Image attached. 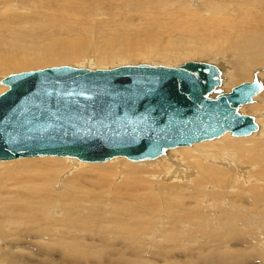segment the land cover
Listing matches in <instances>:
<instances>
[{
	"label": "bare ground",
	"instance_id": "bare-ground-1",
	"mask_svg": "<svg viewBox=\"0 0 264 264\" xmlns=\"http://www.w3.org/2000/svg\"><path fill=\"white\" fill-rule=\"evenodd\" d=\"M91 3H96V6ZM89 28L96 34L93 39L86 35ZM161 31H166L163 32L165 34L168 33L167 36H170L167 38L168 40L160 39V36L163 35ZM177 32H180L182 36L173 37L176 36L173 33L177 34ZM98 37L101 40H98ZM90 51L95 53V64L99 67L105 66L104 63L110 65L112 59H119L121 64V62L132 61L136 57L163 63L160 65L171 64L169 66H176L172 65L175 64L172 61H177L180 58L187 59L199 55L212 56L213 59L215 58L214 60L218 58L223 71L216 66L220 69V74L222 73L220 85L222 84L221 88L224 92L230 89V84L249 82L253 77L261 81V90L255 92L252 100L248 102L249 104L244 103L238 107L240 114L254 113L253 116H250L253 117L257 127L247 137H231L228 132H225L215 140H203L170 148L163 155L156 157L149 165H145L147 164L145 162H140L141 164L138 166L124 165V161L120 158L122 156L119 155L100 161L102 163L94 161L96 163L88 164L86 161H82L86 163L85 165L78 162L72 164V161H69L72 167L68 163L64 164L70 167L69 170L72 168L73 173L74 170H76L75 174L77 173L74 176L69 174L73 178L67 181L66 188L69 186L70 189H75L76 186L82 185L80 182L82 179L78 176L80 173L78 174L77 170L89 171L88 173H92V170H94L93 172L97 171V173L95 172L96 178L100 177L103 184L106 179L107 184L110 180L111 184L114 183L116 179L113 181V176L116 175L121 178V181L114 183L109 192L108 205L106 204L107 207L104 208L107 211L105 214L107 216L102 217L97 222L94 217L103 214H98V212L102 209L103 197L105 196L99 195V192L95 193V190L88 191V189L83 193V187H81L82 190L77 189L80 190L77 193L82 194L80 196L75 195L76 191L74 194L67 190L68 193L65 194L63 202L68 206H65L67 208H81V212L86 211L90 214L88 217L92 221H88L89 218L86 217V219L85 215L81 216V212L75 214L68 212L70 217L66 215L68 218H66L63 229L70 231V233L67 232L65 236L62 235L63 237L60 235L62 238L58 241L62 242L61 244L54 240L55 245L53 244V247L50 246L49 248L48 245L50 253L51 250L56 251V246H59L58 250L60 249L61 256L58 257L62 258L63 264L81 262L84 264L90 254L91 246L83 250L85 244L82 243L85 239L81 237V233L89 232L94 236L95 234H98L99 237L103 236L101 238L104 239V241L98 239L101 244V250L97 251V256H100L97 260L101 261L98 264H107L106 259L111 254L117 256L118 261L125 264L130 261L124 253L125 249H130L132 248L131 244L140 242L139 236L148 231V225H151L150 217L157 215L158 210L161 212V209L166 211V214L168 213L166 216L170 220L173 219L175 224L181 222L191 225V227L196 226V224H205L204 221L208 222L207 218H210L209 221L215 219V221L213 220L214 223L207 224L210 227L215 226L216 230L214 231L219 232L216 234L217 237L223 232L222 230H225L223 226H228L230 223L229 228L232 231L231 234L234 235L233 222H237L236 220L240 218L237 211L242 209L246 212L247 210L242 205L251 203L250 206H255L258 200H261L260 205L264 203L263 194H253L254 191L257 192V189L261 192L264 191V178L257 177L264 176V147L262 146L264 144V69L260 67L264 66V0H0V78L7 71L30 69L31 64L35 67L53 65L60 63L61 59L63 62L68 60L69 62L74 61L73 64L77 62L75 65H82L79 63L80 60L85 58L89 61L91 59L90 56L84 54ZM230 54L233 56L232 59L228 58ZM222 59L226 62H222ZM255 67L257 69L251 77ZM5 88L6 85H0V92ZM256 136L258 138H255ZM243 139L250 140V145L239 148L241 158L245 160L242 164L234 161V159L239 156L237 155L238 143ZM231 151H234V155L231 154ZM58 157L60 158L54 156L47 158L64 161L65 158L68 160L72 158L69 156ZM20 158L0 161V187L6 180L13 181L16 186L17 184L20 185L16 190H13V187V189L11 188L13 191L3 192L5 195L2 191L0 192V217L5 214L11 216L13 222L20 226L21 235L23 233L29 238L33 237L30 232H34V238H37L49 231L46 225L47 229L44 232L40 214H33V209L35 210L33 206L34 196L30 195L29 192L40 187L41 183L43 184L45 177L42 176L41 170L44 171L53 165L43 161V159L48 160L45 159L46 157L37 158L44 163H34L36 162L34 161L35 158L33 161L27 160L29 162L26 163L24 161L27 158ZM54 161L58 162L57 160ZM254 169L256 170L254 171ZM45 171L47 172V170ZM15 172H22V175L13 178ZM87 178L93 181L90 177ZM90 183L91 181L88 180V184ZM21 184H24L25 188L31 187L22 190ZM153 184L156 186L154 195L146 193L147 191L139 193L147 190L145 186H153ZM138 185H141L140 191ZM89 186L93 188L92 185ZM206 186L214 190L201 192V188ZM183 188H191L193 191L198 189L199 191L196 193L212 196V203L216 201L218 196L217 203L228 206L225 208V210L228 209L226 211L227 217L225 218L222 213L224 207H222L223 211L219 209L221 215L217 218L212 214L213 212H210V210L214 211L213 206L209 208L210 205L207 207L206 204H199V202L207 201L206 198L197 201L198 208L187 205L192 197L184 196L177 191V189L183 190ZM82 197L87 199H82ZM157 197L159 198L156 199ZM244 201L248 202L242 204ZM199 228L193 230L197 235L201 233L199 235L202 238L206 232L204 233L201 228L198 230ZM135 229L137 232H134ZM158 231H155L154 234L152 232L148 234H152L151 236L154 237ZM208 234H211L209 237H214L211 231ZM48 235L51 236L49 233ZM80 237L83 242H80L82 240ZM170 237L166 234L165 242L159 244L154 242V246L148 245L151 257L141 259L137 264H245L249 260V255L245 253L246 250L243 248H241L243 250L230 248L227 252H222L217 248V251L206 253L204 248L201 251L196 247L198 245H195V248L192 247L184 255L175 254V246H172L173 237ZM121 239H125L126 243L130 245L121 249L122 247L119 245ZM2 240L3 237L0 236V242ZM212 242L216 241L213 240ZM24 244L23 242L21 246L27 245ZM217 245L218 247L222 246L219 243ZM4 246L8 247L4 244L0 245V264H33L32 259L25 253H19V251L4 248ZM140 246H143V243L140 242ZM47 252L49 253V251ZM48 255H43L46 257V263L42 262L43 264H52V261L50 262L53 258L52 253V257ZM35 259L37 262L40 261L38 258ZM35 259L33 258V260ZM92 262L91 264H96ZM94 262L96 261L94 260ZM109 263L112 264L113 262Z\"/></svg>",
	"mask_w": 264,
	"mask_h": 264
},
{
	"label": "water",
	"instance_id": "water-1",
	"mask_svg": "<svg viewBox=\"0 0 264 264\" xmlns=\"http://www.w3.org/2000/svg\"><path fill=\"white\" fill-rule=\"evenodd\" d=\"M209 62L126 64L88 69L61 64L0 78V160L69 156L100 162L115 155L152 159L168 149L245 136L257 125L238 112L262 83L229 91Z\"/></svg>",
	"mask_w": 264,
	"mask_h": 264
},
{
	"label": "rangeland",
	"instance_id": "rangeland-1",
	"mask_svg": "<svg viewBox=\"0 0 264 264\" xmlns=\"http://www.w3.org/2000/svg\"><path fill=\"white\" fill-rule=\"evenodd\" d=\"M91 4H93V3H91ZM96 3H94L93 5L94 6H96L95 5ZM95 10V9H94ZM163 32H166V31H161V33H163ZM180 32H177V34H175V33H173V35H176V36H173V37H180V36H182V34L180 33ZM90 34V35H89ZM87 36H88V38H94L95 36H96V34L92 31V29L91 28H89L88 29V32H87V34H86ZM165 35V36H164ZM168 35V33H163V35H161L160 36V39L162 40V39H166V40H168L167 38L168 37H170V36H167ZM87 38V39H88ZM98 40H101L100 39V37H98ZM84 54H87V56H90L91 57V61L89 60V61H87V60H85V58H83L82 60H80V64H82V65H75L77 62H75V64H73V62L74 61H71V62H69L68 60H64V62H63V59H61L60 60V63H56L57 65L59 64V65H61V64H64L65 63V65H71V66H81V67H87V68H103V67H105V68H109V67H114V66H118V65H123V64H137V63H150V64H163V63H161V62H159V63H156V62H152L151 61V59H142V58H140V57H136L135 59H133L132 61H128V62H125V63H123V62H121V64H120V60L119 59H112L111 60V62L113 63H111L110 62V65H106V63H104V65L105 66H102V67H99V66H96V64H95V53L94 52H92V51H90V52H85ZM232 54H230L229 56H228V58L229 59H232L233 58V56H231ZM86 56V57H87ZM227 58V59H228ZM94 59V60H93ZM182 59V60H181ZM215 59V58H214ZM213 59V57L212 56H205V55H199V56H194V57H188L187 59L186 58H180V59H178L179 60V62H178V60L177 61H172V62H175V64H172V65H179V64H182V63H184V62H187V61H201V62H209V63H213V64H215V65H217L218 67H220V69L222 70L223 68H221V66H220V64H219V59L218 58H216V60H214ZM228 59V60H229ZM84 60V61H83ZM115 62H114V61ZM118 61V62H117ZM217 61V62H216ZM222 62H226L225 60H221ZM88 62V63H87ZM171 62V61H170ZM67 63V64H66ZM71 63V64H70ZM56 64H53V65H51V64H49V65H43L42 67H47V66H56ZM99 65H101V64H99ZM165 65H168V64H165ZM169 65H171V64H169ZM33 64H31L30 65V69L29 68H27V69H23V70H11V71H7V72H4V74H3V76H5L6 74H8V73H14V72H19V71H26V70H31V69H35L36 67H38V68H41L40 66H34V68H33ZM32 67V68H31ZM260 67H263V69H264V66H260ZM260 67H258L257 66V68H260ZM256 67L252 70V75H251V77H253V75H254V72H255V70L257 69ZM224 70H226V69H224ZM223 71V70H222ZM221 75H222V73H221ZM2 76V77H3ZM252 79V78H251ZM222 80V79H221ZM222 83V82H221ZM236 84H238V83H235V85ZM0 85H2V84H0ZM230 85H232V84H230ZM229 85V88H231L232 86H230ZM220 87H222V84L220 85ZM222 89V91H223V88H221ZM263 89H264V85H263ZM227 91H229V90H227ZM252 103V102H251ZM247 104H249V103H247ZM246 105V104H245ZM247 114H249V115H251V116H253L254 115V113H247ZM253 114V115H252ZM251 135V134H250ZM249 135V136H250ZM231 136V135H230ZM248 135H245V137H247ZM231 137H238V136H231ZM255 138H258L257 136L255 137ZM217 139V138H216ZM212 140H215V138L214 139H212ZM204 141H207V140H204ZM209 141V140H208ZM251 142H253V141H251ZM248 145H250V140H246V139H243V141H240L239 143H238V148H237V155H239L238 156V158L237 159H234V161H236V162H241L242 164L244 163V159L243 158H241V152H240V150H239V148H243V147H246V146H248ZM263 147H264V144L262 145ZM232 153L231 154H233V152L234 151H231ZM163 155V154H162ZM234 155V154H233ZM120 156V155H119ZM161 156V155H160ZM44 157H46L45 159H48V160H44L43 159V161H47V162H45V163H47V164H52L53 166H50V167H47V169H45V170H47V172L44 170H41L42 172H43V174H42V176H44L45 178H44V182H43V184L41 183V185H40V187H37V188H34L31 192H29L30 193V195H33L34 196V200H33V206L35 207V210L33 209V214H40L39 216H41L42 217V222H43V229H44V232H45V230L47 229L46 228V225L48 226V233L51 235V236H49L48 235V233L46 234L45 233V235L43 234L41 237H37V238H34L35 236V233L33 232H30V234L33 236V237H29L28 238V236H25L23 233H22V235H21V232H20V226H18L17 224H15L14 222H13V220H12V218H11V216H8V215H2V217H0V236L1 237H3V240H2V242H0V245L1 244H4V245H7L8 247H5L4 246V248H7V249H13L14 251L16 250V251H19V253H25L26 255H28L29 256V258H31L32 259V261H33V264H34V262H35V264H37V263H39V264H43L44 262L46 263V261H45V256H43V255H48V254H50V255H48L49 257L51 256V253H52V256H53V258L50 260V262L52 261V264H63V260H62V258H60V257H58V256H61L60 255V253H61V251H60V249L58 250V248H60L59 246H56L55 248V250L56 251H52L51 250V253H50V249H48V245H49V248H50V246L51 247H53V244L55 245V242L56 243H58L59 242V244H61L60 243V241H58L59 239H61L63 236H65L66 234H67V232H69L70 233V231H68V230H66V229H63V225H64V223L66 222V218H68V217H70V216H68L69 214H68V212H73L74 214L75 213H79V212H81V208H67L66 206H68V205H66V203L65 202H63L64 201V196H65V194L66 193H68V191H72V193H74L75 191V195H79L80 196V194L81 193H77V189H80V190H82V188L81 187H83L84 188V191H83V193L85 192V191H87V189H88V191H94L95 190V193H100L99 195H103V196H105V197H103V202H102V204L104 205H102V204H100V205H102L101 206V208L102 209H100L101 211H99L98 212V214H102L101 216H96V217H94V219H95V221L97 222V221H99V219H101L102 217H106L107 215H105V214H107V211L104 209V208H106L107 207V205H108V199H109V195H110V190H112V186L114 185V183H117V182H119V181H121V178H119V176L118 175H116V176H113L114 177V179H113V181H114V183L112 182V184H111V180L109 181V183L107 184L106 182H107V179H106V182L103 184L101 181H102V179L100 180V177H98V178H96L97 177V171H95V172H93L94 170H92V173L90 172V173H88V172H83L82 170H77V172H78V176H80V178L82 179V181L80 180V182L82 183V185L81 186H74L75 187V189H70V187L68 186V188H66L67 186V181L70 179V178H73V177H71V175H77V173L75 174V172H76V170H74L75 172L73 173V171H72V168H71V170H69L70 169V167L69 166H71L73 163H76V162H78V163H81V164H85L86 165V163H88V164H90V163H93V162H82V161H79V160H77L76 158H74V157H72V158H69V160H68V158H65V161L67 160L68 162H65L64 160H61V159H54V160H57L58 162H56V161H54L53 159L51 160L50 158H47V157H52V156H42V157H40V156H35V157H21L20 159H25V158H27V159H25V161L24 162H26V163H28L30 160L31 161H33L34 159L33 158H35V160L34 161H36V162H34V163H39L40 161H42L41 159H37V158H44ZM54 157H57V158H60V157H58V156H54ZM158 157V156H157ZM31 158V159H30ZM62 158H64V157H62ZM115 158H117V159H120V158H122V161H124V165H127V164H132L133 166H138V165H140L141 163H147V164H145V165H149L153 160H155L156 158H154V159H151V160H142V161H133V160H128V159H126L125 157H115ZM232 158V157H231ZM15 159V158H14ZM16 159H19V158H16ZM72 159V160H71ZM75 159V160H74ZM112 159H114V158H112ZM112 159H110V160H112ZM27 160H29V161H27ZM110 160H108V161H110ZM0 161H5V160H0ZM8 161V160H7ZM23 161V160H22ZM51 161V162H50ZM54 161V162H53ZM69 161H72V164L70 165V163H69ZM105 162H107V161H105ZM139 162V163H138ZM141 162V163H140ZM40 163H44V162H40ZM62 163V164H61ZM68 163V165H64V164H67ZM94 163H96V162H94ZM97 163H102V162H97ZM104 163V162H103ZM115 164V163H114ZM114 164H112V165H114ZM56 165V166H55ZM62 166V167H61ZM57 167V168H56ZM67 167V168H66ZM69 167V168H68ZM72 167V166H71ZM60 168V169H59ZM63 168V169H62ZM49 169V170H48ZM56 169H58V170H56ZM68 169V170H67ZM77 169H79V168H77ZM85 169V168H84ZM55 170V171H54ZM256 169H254V171H255ZM2 171V170H1ZM56 172V173H54V172ZM69 171V172H68ZM70 171H72V172H70ZM3 172V171H2ZM50 172V173H49ZM66 172H68V173H66ZM4 173V172H3ZM6 173V172H5ZM37 173H40V172H37ZM54 173V174H53ZM71 173V175H69ZM41 174V173H40ZM48 174V175H47ZM82 174V175H81ZM92 174V175H91ZM94 174H95V177H94ZM263 174H264V171H263ZM22 175V172H15L14 174H13V178H18V177H20ZM89 175V176H88ZM87 177H90L91 179H93V181L92 180H90V179H88ZM95 179H94V178ZM117 177V178H116ZM258 178H264V176H257ZM83 179H88L89 180V182L91 181V183L90 184H88V180H87V183H86V180H84L83 181ZM99 180L98 182H97V180ZM96 180V181H95ZM105 180V179H104ZM103 180V181H104ZM83 182H84V186H83ZM97 182V183H96ZM58 183V184H57ZM98 183H100V184H98ZM3 185L0 187V192L2 191V193L4 192H7L8 190H12L13 189V187H14V189L13 190H16V189H18L19 188V184H17V186L16 185H14L15 183L12 181H10V180H6V181H4L3 183H2ZM60 184V185H59ZM14 185V186H13ZM55 185V186H54ZM78 185H80V184H78ZM89 185H92L93 186V188H91ZM99 185H100V187H99ZM131 185V184H130ZM53 186V187H52ZM101 186H102V188H101ZM136 186V185H135ZM153 186H154V184H153ZM152 185H147V186H145L146 187V189L147 190H143V191H140V187H141V185L139 186L138 185V187H139V193H143L144 191H147L146 193H149L150 195H154V190H155V187L156 186H154L153 187ZM29 187H31V186H28V188ZM56 187V188H55ZM58 187H59V189H58ZM80 187V188H79ZM104 187V188H103ZM106 187V188H105ZM109 187V188H108ZM248 187V186H247ZM12 188V189H11ZM28 188H25L24 187V184H21V189L22 190H25V189H28ZM99 188V189H98ZM102 189V190H101ZM193 189H195V188H193ZM213 189V188H212ZM212 189H210V188H208V186H206V187H202L201 188V192H206L207 190H212ZM12 190V191H13ZM68 190V191H67ZM80 190L78 191V192H80ZM136 191H137V189H135ZM214 190V189H213ZM37 191H38V193H37ZM135 191V192H136ZM170 191H172L171 189H170ZM177 191L178 192H181V194L182 195H184V196H190V197H192V200L190 201V202H188V204L187 205H192L193 207H195V208H198L197 207V205H196V203H198L197 201H199V200H202L203 198H206V200L207 201H205V202H203V203H200L199 202V204L201 205V204H206V206L207 207H209V205L211 206V207H209V208H212V206H213V208L212 209H214V211H212V210H210L209 208V210H210V212H213L212 214H214V216L215 217H217V218H219L220 217V215H221V213L219 212V209H221L222 211H223V209H224V211L222 212L223 213V216L226 218L227 217V214H226V211L228 210H225V208H228V206L225 204V205H221V204H218L217 202V198H218V196H217V198H216V201H214V203H212L213 201V199H212V196H209L208 194H198V193H196V191H199L198 189H195L194 191L191 189V188H183V190H180V189H177ZM102 192V193H101ZM3 193V194H4ZM107 193V194H106ZM145 193V192H144ZM193 193H196V194H193ZM257 193H261V194H263L264 195V191L263 192H261L260 190H258L257 189V192L256 191H254L253 192V194L254 195H256ZM187 194H189V195H187ZM5 195V194H4ZM59 195V196H58ZM82 195V194H81ZM200 195V196H199ZM42 197V198H41ZM159 197H157L156 199H158ZM82 199H87L86 197H82ZM49 201V202H48ZM52 201V202H51ZM106 201V202H105ZM209 201H211V202H209ZM105 202V203H104ZM248 201H244V202H242V204H246ZM216 203V204H215ZM253 204L255 203V202H252ZM71 204V203H70ZM81 204H83L82 202H81ZM107 204V205H106ZM216 206H214V205ZM250 204L251 203H248V204H246V205H242V206H244L245 207V210H246V212H244L242 209L241 210H238L237 212L239 213L238 215V217H240V218H242V219H238V220H236L237 222H233V224H234V228H233V230H235V234L233 235V234H231V232L232 231H230L231 229L229 228V226H230V223L228 224V226H223V228L226 230H222L223 232H221L220 234H219V236L217 237V235L216 234H218L219 232L218 231H214V230H216V228H215V226H212V227H210V226H208V224L211 222V223H214L213 222V220L215 221V219H211L210 221H209V219L210 218H207V221L208 222H206V221H204V223L205 224H200V225H198V224H196V226H194L193 225V227L194 228H201L202 229V231L205 233V234H203L202 235V238H203V240H202V238H201V235H199V234H201V233H198V235L194 232V228L193 227H191V225H187V224H183V223H181V222H178V223H174L173 221V219L172 220H170V218H168L166 215H168V213L166 214L165 212H164V210L163 209H161L162 211L160 212L159 210H158V214L157 215H155V213H154V215L155 216H151L150 217V220H151V225H148V231H146V232H144L143 234H142V236L140 235L139 236V241L141 242V243H143V246H140V242L139 243H137V244H128V243H126L127 241L125 240V239H121L120 240V242H119V245L122 247L121 249H125L126 247L125 246H127V245H130L132 248H130V249H125V251H124V253H125V255H127L126 257H127V259L128 260H130V261H128V262H126L125 264H137V263H139V261L141 260V259H148V258H150L151 256H150V249H149V247H148V245H153L154 246V242H155V244H159V243H163V242H165V237H166V234L168 235V237H173V243H172V246L174 245L175 246V248L174 249H176L175 250V254H177V253H180V254H182V255H184V254H186V253H188V251L189 250H191V248L193 247V248H195L194 246L195 245H198V246H196V247H198L201 251H202V248H204V250H205V252L206 253H209V252H212V251H214V250H216L217 251V248L220 250V251H222V252H227L230 248L232 249H234V248H243V249H245L246 251H245V253H248V262L247 263H245V264H264V203H262V205H260L261 204V200L259 201H256V204L257 205H255V206H250ZM45 205V206H44ZM64 205V206H63ZM66 205V206H65ZM85 205H88V204H85ZM221 205V206H220ZM262 208H261V207ZM222 207H224L223 209H222ZM162 208H164V207H162ZM248 208H250V209H248ZM252 208V209H251ZM254 208V209H253ZM257 208H258V210H257ZM104 209V210H103ZM217 209V210H216ZM256 210V211H255ZM218 211V212H217ZM248 211V212H247ZM244 212V213H243ZM250 212V213H249ZM164 215H163V214ZM218 213H220V214H218ZM261 213V214H260ZM251 214V215H250ZM66 215L68 216V217H66ZM85 215V216H84ZM90 214L87 212L86 213V211L84 212V211H82L81 212V216H84L85 218L87 217V218H89L88 216H89ZM211 215V214H210ZM213 216V215H212ZM213 216V217H214ZM242 216V217H241ZM72 218H73V216H72ZM86 218V219H87ZM152 218V219H151ZM88 221H92L90 218H89V220ZM149 222V221H148ZM244 222V223H243ZM208 223V224H207ZM238 224V225H237ZM213 225H215V224H213ZM199 226V227H198ZM174 227V228H173ZM200 228L198 229V230H200ZM210 228V229H209ZM159 230V231H158ZM162 230H164V231H162ZM167 230V231H166ZM170 230V231H169ZM173 230V231H172ZM218 230H221V229H218ZM155 231H158V233L156 234V236H151L152 234H154L155 233ZM172 231V232H171ZM212 232V234H213V238L212 237H209L211 234H208L209 232ZM63 232H65V233H63ZM134 232H137V229H135V231ZM152 232V234L150 235V234H148V233H151ZM168 232V233H167ZM174 232V233H173ZM68 233V234H69ZM140 233V232H139ZM229 233V234H228ZM53 234V235H52ZM89 234V235H88ZM6 235H7V237H6ZM19 235H20V237H19ZM56 235V236H55ZM62 237H61V236ZM98 236V238H97V236ZM117 235V234H116ZM205 235V236H204ZM37 236V235H36ZM56 238H58V239H56ZM57 236H59V237H57ZM86 236V237H85ZM90 236V237H89ZM223 236H225V237H223ZM227 236V237H226ZM45 239H43V238ZM85 239V241L83 242V239ZM81 239L82 240H80V242H83L82 244H85V247H83V250H86L89 246H91L90 247V250L91 251H89L90 252V254L88 255V258L86 259V261L84 262V264H86V262H87V264L89 263V264H91V262L92 263H96V264H98V263H101V261H98L97 259H99V257L100 256H97V254H98V252L101 250V247H100V241H98V239L99 240H101L102 239V241H104V239L103 238H101V237H103V236H101V237H99V235L98 234H95V236H94V234H90L89 232H83V233H81ZM96 237V238H95ZM110 237H112V235H110ZM170 237V238H171ZM178 237V238H177ZM205 237V238H204ZM223 237V238H222ZM230 237V238H229ZM20 240H19V239ZM181 238V239H180ZM211 238V239H210ZM25 239V240H24ZM91 239V240H90ZM96 239H97V241H96ZM218 239V240H217ZM220 239H222V240H220ZM21 240H24V241H21ZM51 240V241H50ZM53 240V241H52ZM54 240H55V242H54ZM216 241V242H212V241ZM91 241V242H90ZM93 241V242H92ZM96 243H95V242ZM217 241H219V242H217ZM222 241V242H221ZM251 241V242H250ZM23 242L25 243V244H27V245H25L24 247H26V248H24L23 246H21V244H23ZM32 242V243H31ZM51 242H53V243H51ZM90 242V243H89ZM111 242V241H110ZM217 243H219V244H222V246H219L218 247V245H217ZM29 244V245H28ZM32 244H34L33 246H31ZM38 244V245H37ZM59 244H57V245H59ZM126 244V245H125ZM249 244H251V246H248ZM41 245V246H40ZM43 245V246H42ZM93 245H94V247H93ZM98 245V246H97ZM40 246V247H39ZM45 246V247H44ZM34 247H35V249H34ZM251 247V248H250ZM39 250H38V249ZM42 248V249H41ZM97 248V249H96ZM248 248V249H247ZM34 251H33V250ZM243 249H241V250H243ZM96 250V251H95ZM113 250V249H112ZM40 251V252H39ZM42 251V252H41ZM46 251H49V253L47 252L46 253ZM98 251V252H97ZM27 252H28V254H27ZM56 252H58V253H56ZM93 252V253H92ZM41 253V254H40ZM94 254V255H93ZM116 255V254H115ZM51 256V257H52ZM112 256V257H111ZM129 256V257H128ZM177 257H179V256H177ZM33 258L35 259V258H38V260H40V261H38L37 262V259H35V260H33ZM40 258V259H39ZM108 259H106L107 261V264H108V262H113L112 264H123V263H121V262H119L118 260L119 259H117V256H114V254H111L110 256H108L107 257ZM44 260V261H43ZM58 260V261H57ZM88 260H90V261H88ZM94 260L96 261V262H94ZM37 262V263H36ZM43 262V263H42ZM83 262H81V263H77V264H82ZM109 264H111V263H109ZM203 264H206V263H203Z\"/></svg>",
	"mask_w": 264,
	"mask_h": 264
}]
</instances>
